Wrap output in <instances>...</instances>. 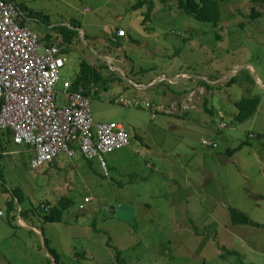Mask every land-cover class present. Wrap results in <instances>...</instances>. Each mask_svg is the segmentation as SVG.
I'll return each instance as SVG.
<instances>
[{"label":"rangeland","instance_id":"1","mask_svg":"<svg viewBox=\"0 0 264 264\" xmlns=\"http://www.w3.org/2000/svg\"><path fill=\"white\" fill-rule=\"evenodd\" d=\"M218 1L223 15L215 26L181 11L180 0H26L25 25L64 50L57 106L65 107L59 90L66 92L83 60L102 65L117 81L90 95L93 117L123 125L130 145L104 154L106 174L82 153L34 168L33 152L7 137L0 194L19 192L21 205L5 213L0 199V264H54L45 238L61 264H264V227L235 226L230 217L237 209L264 225V14L251 19L254 7L264 8ZM119 28L127 31L121 47L110 41ZM120 97L167 113L153 119ZM253 97L261 98L256 115L237 121L235 104ZM62 198L71 202L62 221H43L42 208ZM121 207L133 219L113 213ZM19 218L34 228L20 227Z\"/></svg>","mask_w":264,"mask_h":264},{"label":"built area","instance_id":"2","mask_svg":"<svg viewBox=\"0 0 264 264\" xmlns=\"http://www.w3.org/2000/svg\"><path fill=\"white\" fill-rule=\"evenodd\" d=\"M28 19L27 10L16 0H0V132L9 131L14 143L33 152L34 168L63 154L72 158L82 153L86 160L98 159L108 174L104 154L130 145L125 127L97 122L90 96L83 88L74 90L73 82L65 85L67 105L57 106L55 88L66 58L58 43L46 45L25 25ZM126 33L120 28L116 36ZM119 103L143 106L153 112V119L158 110L167 113L149 101L120 97ZM182 106L184 112L191 109L187 98Z\"/></svg>","mask_w":264,"mask_h":264},{"label":"trees","instance_id":"3","mask_svg":"<svg viewBox=\"0 0 264 264\" xmlns=\"http://www.w3.org/2000/svg\"><path fill=\"white\" fill-rule=\"evenodd\" d=\"M253 2L257 3L259 5H262L264 8V0H253ZM144 4H138L135 6V8L143 6ZM21 6L23 9L28 10V8L24 4H21ZM178 8L181 11H183L189 15H193V17L200 22L212 23L215 26H218L219 24H221L223 11L221 9L220 1H218V0H180V2L178 4ZM263 14H264V12H260L254 7L252 10L251 19L255 20L257 18H260ZM147 19H150L149 14L147 16ZM63 39L66 42L71 43L72 36L63 35ZM121 39L122 38L115 35L114 39H111L110 41L113 45L115 44L116 46L121 47L122 46ZM44 40L46 42L48 41L47 44H49V42H51V41H49V37L44 39ZM132 41H134V40L132 39ZM58 45L62 49V47L60 46L61 44H58ZM62 52H64L63 49H62ZM66 52H68V50ZM116 81H117L116 79H113L112 77L107 76L106 72L103 70L102 65L96 66V65L88 62L87 60H83L80 63L79 73L77 74L76 78L73 81V89L78 90V89L83 88L85 91V94L90 96L91 94L92 95L97 94L96 90L98 88H103V89L107 90L109 87H113V85H115L114 82H116ZM233 82H234V79L229 81L227 85L231 86ZM201 84H202L201 85L202 87H203V85H206L204 82H202ZM139 85H142V84H139ZM129 99H131V100H142L139 98H135V99L129 98ZM203 104H204L206 111H209L212 113V111L208 109V101H205V103H203ZM260 104H261V98L260 97L247 98V99H244L240 102H237L235 104L237 109H238V114L236 116L237 121L245 122V121L251 119L253 116L256 115V113L260 107ZM7 137L11 138L9 131L0 132L1 150H3L4 147L6 146L3 143V141ZM11 140H12V138H11ZM244 144H246V142ZM242 145H240L238 150L242 148ZM238 150L237 149L229 150L227 153L232 156ZM1 155H2V152L0 154V158H1ZM13 197L14 198L12 199V201L9 204V206H10L9 211L10 212L15 210V201H17V203L21 205V194L19 192H14ZM70 205H71L70 200L66 199V198H62L59 201V204L57 206L50 207V205H45L48 210L46 211L45 209L42 208L41 216H42L43 221H45L46 223H59V222H61L62 217H63V211L66 210L68 207H70ZM23 213H24V209L21 208L20 214L22 215ZM230 214H231V216H230L231 217V223L235 226L236 225H249V226H254V227H264V225H262V224L253 222L249 216H247L246 214H244L243 212H241L237 209H231ZM44 242L48 248V253L50 255V258L52 257L51 260H53V263L54 264H61L60 256L57 253V251L50 246L49 240L47 238H45ZM108 246L115 250V247H113L110 242H108ZM115 252L117 254V257L119 258V261H122L121 252H118L116 250H115Z\"/></svg>","mask_w":264,"mask_h":264},{"label":"crops","instance_id":"4","mask_svg":"<svg viewBox=\"0 0 264 264\" xmlns=\"http://www.w3.org/2000/svg\"><path fill=\"white\" fill-rule=\"evenodd\" d=\"M19 4H24L25 6H26V4H29V3H27L26 2V0H21L20 2L18 1V0H16ZM64 54V53H63ZM64 57H65V55H64ZM107 57V56H106ZM74 81V80H73ZM72 81V82H73ZM59 102L61 103V104H67L68 103V97H67V94L66 93H64V91L63 90H59ZM63 97V98H62ZM60 98H62L61 100H60ZM63 101V102H62ZM23 147H25V146H23ZM26 149V151H29L28 150V148L27 147H25ZM2 155H3V153H2ZM1 155V156H2ZM33 156H34V154H33ZM60 157V156H59ZM58 159V158H57ZM57 159L55 160V162L53 163V164H51L52 166H59V164H58V162H57ZM1 197H4L3 198V202H4V204H5V206H6V212L5 213H7V211H8V209H9V204H10V202L12 201V199H13V197L10 195V194H8V193H5V192H3V193H1L0 194V199L2 200V198ZM8 207V208H7ZM15 210H17V207L15 206ZM19 210H20V208H19ZM0 211H2L3 213H4V209H2V208H0ZM21 211V210H20ZM5 213H4V215L3 216H1L0 217V219H2V218H4L5 217ZM32 221H29V222H27V221H24L23 219H21V218H19V225H20V227H23V228H25V229H28V230H31V229H33L34 227L33 226H31L30 225V223H31ZM0 227H1V225H0ZM35 230H37V229H35ZM37 232H39V230H37ZM9 235L10 236H12L13 235V231L11 230V231H9ZM44 244H45V242H44ZM16 245V243H14V244H12V247L14 248V246ZM50 257V256H49ZM18 262H19V260H17ZM13 262H15V261H13ZM12 262V263H13ZM15 264V263H14Z\"/></svg>","mask_w":264,"mask_h":264},{"label":"water","instance_id":"5","mask_svg":"<svg viewBox=\"0 0 264 264\" xmlns=\"http://www.w3.org/2000/svg\"><path fill=\"white\" fill-rule=\"evenodd\" d=\"M219 82L215 83L218 84ZM114 214L117 215L118 218L120 219H124V220H130L133 219V210L127 207H121L118 212H113ZM44 250L47 254L48 253V248L46 246V244L44 245ZM53 261V260H52Z\"/></svg>","mask_w":264,"mask_h":264},{"label":"bare ground","instance_id":"6","mask_svg":"<svg viewBox=\"0 0 264 264\" xmlns=\"http://www.w3.org/2000/svg\"><path fill=\"white\" fill-rule=\"evenodd\" d=\"M182 97V96H181Z\"/></svg>","mask_w":264,"mask_h":264}]
</instances>
